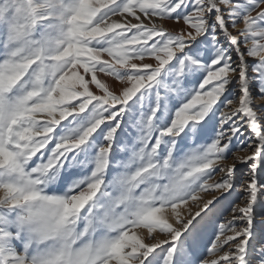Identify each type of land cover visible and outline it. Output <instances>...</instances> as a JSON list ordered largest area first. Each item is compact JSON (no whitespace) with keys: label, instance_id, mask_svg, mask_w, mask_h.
I'll list each match as a JSON object with an SVG mask.
<instances>
[{"label":"snow or ice","instance_id":"snow-or-ice-1","mask_svg":"<svg viewBox=\"0 0 264 264\" xmlns=\"http://www.w3.org/2000/svg\"><path fill=\"white\" fill-rule=\"evenodd\" d=\"M0 264H264V0H0Z\"/></svg>","mask_w":264,"mask_h":264},{"label":"rangeland","instance_id":"rangeland-1","mask_svg":"<svg viewBox=\"0 0 264 264\" xmlns=\"http://www.w3.org/2000/svg\"><path fill=\"white\" fill-rule=\"evenodd\" d=\"M168 26H169V27H172L171 22L168 23ZM253 95H254V96L256 95V93H255V89L253 90ZM254 105L257 106V107H260V106H262V102H261L259 99H255V100H254ZM233 106H235V105H233ZM239 154H240V155H246V154H250V153L240 152ZM228 162L231 163V160H229ZM238 167L241 169V172L246 171L245 169H243V167H242L241 165H238ZM241 172H238V173H237V176H238V177L241 175ZM217 179H219V176H217ZM241 191H242L241 186H240V184H238V185H237V188H236V193L234 194L233 199H236V197H238V196L241 194ZM206 198H210V197H206ZM239 202H240V201L237 200V203H239ZM193 211H195V209H193ZM161 238H162V237H161Z\"/></svg>","mask_w":264,"mask_h":264}]
</instances>
